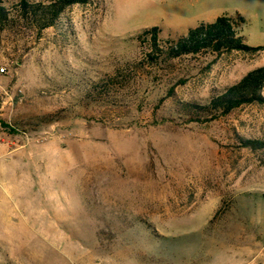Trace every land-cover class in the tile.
Listing matches in <instances>:
<instances>
[{
    "label": "rangeland",
    "instance_id": "374dc122",
    "mask_svg": "<svg viewBox=\"0 0 264 264\" xmlns=\"http://www.w3.org/2000/svg\"><path fill=\"white\" fill-rule=\"evenodd\" d=\"M99 2L68 11L70 36L0 32V264H264V150L240 140L264 139V105L207 123L178 105L264 66V49L125 65L143 28L178 38L221 15L264 48V0ZM117 68V107L94 102L87 84Z\"/></svg>",
    "mask_w": 264,
    "mask_h": 264
},
{
    "label": "trees",
    "instance_id": "16d2710c",
    "mask_svg": "<svg viewBox=\"0 0 264 264\" xmlns=\"http://www.w3.org/2000/svg\"><path fill=\"white\" fill-rule=\"evenodd\" d=\"M99 0H0V32H34L39 37L48 29L64 35H72V21L68 11L74 6H98ZM240 16H218L212 22H201L178 38H165L158 26L145 27L133 40L140 48V54L126 65L151 70H169L175 62L189 56L212 55L215 59L232 52L258 54L263 47H249L240 34L243 23ZM117 68L114 74L92 81L86 86L87 95L96 97L94 102L102 106L117 107L116 93L122 89ZM123 76V75H122ZM173 91V90H172ZM264 66L248 71L237 82L226 86L205 102H179L181 113L192 122L207 123L230 114L246 105H264ZM115 95V96H114ZM113 100L111 102L110 100ZM56 118H50L49 121ZM0 124H7L0 120ZM243 147L253 151L264 150V139L240 138Z\"/></svg>",
    "mask_w": 264,
    "mask_h": 264
},
{
    "label": "built area",
    "instance_id": "2783aa9c",
    "mask_svg": "<svg viewBox=\"0 0 264 264\" xmlns=\"http://www.w3.org/2000/svg\"><path fill=\"white\" fill-rule=\"evenodd\" d=\"M5 72V68L4 67H1L0 68V74L4 73Z\"/></svg>",
    "mask_w": 264,
    "mask_h": 264
}]
</instances>
